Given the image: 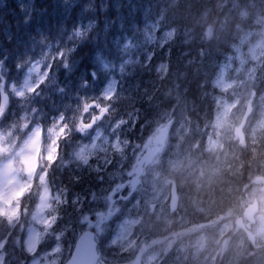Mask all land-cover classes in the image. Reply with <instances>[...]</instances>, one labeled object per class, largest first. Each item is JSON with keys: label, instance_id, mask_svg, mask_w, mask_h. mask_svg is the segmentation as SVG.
Listing matches in <instances>:
<instances>
[{"label": "rangeland", "instance_id": "1", "mask_svg": "<svg viewBox=\"0 0 264 264\" xmlns=\"http://www.w3.org/2000/svg\"><path fill=\"white\" fill-rule=\"evenodd\" d=\"M20 1H24V5L29 7V13L33 1ZM62 1L73 10L78 3L88 8L95 2ZM98 1L101 3V0ZM181 1L183 0L178 3L177 0H149L141 21H133L125 29L120 22L121 24L114 26L110 37L107 34L111 45L98 39L104 48L97 50L94 62L98 70L107 77L104 86L93 82L89 89L83 87L85 73L80 72V75L76 76L75 81L78 80V84L75 87L71 81L63 80V84L53 91L57 75L61 73H55L49 65L51 56H67L70 63L64 65L65 73L62 75L69 76L74 72L75 66L72 65L76 64L77 60L73 59L72 55L76 46L89 35V27L93 28L96 22L99 24L97 31L105 35L112 20L109 14L102 15L101 21L93 18L96 22L92 24L87 15V25L77 21L70 29L63 30L56 40H46L44 37L42 49L38 47V54L35 56H30L31 50L27 47L21 51L23 53L11 48L13 57L16 55L18 60H24L26 64L17 79L9 83L0 81V111L3 113L0 115V208L15 213L17 210L12 201L16 193L21 190L26 178L37 175L41 190L35 205L28 211L30 214L27 218H30L31 224L25 239V247H34L36 253L35 256H29L27 264L33 261L35 264H63L69 254V240L61 236L53 243V237H48L45 232L50 229L52 220H49V217L52 207L48 200L49 190L45 174H35L34 171L37 150L43 155L42 165L44 161L54 160L55 155L60 156L56 164L61 161L87 164L88 158L97 153V150L101 153L107 146L117 143L115 140L119 137L118 133L121 129L124 132V125L130 121L128 117L131 108L128 114L124 115L122 112H127V108L139 99L148 104L145 108L150 127H136L135 131H132L134 133L131 132L134 137L131 141L128 166L124 169L118 168L115 173L109 172L107 176L110 184L103 197L99 198L92 192L84 201V206L82 200L73 198V209L77 213L81 212L83 207L85 210L78 220L81 228L94 229L100 236L109 229L112 230L104 240L99 236L97 239L104 246L105 257L114 264L123 263V255L129 253L130 225L131 232L132 228L137 226L142 235L149 237L138 240L140 242L131 238V259L142 245H148L141 264H161L159 258L150 257L168 244L172 245V251L162 264H216V260L213 261L211 256L207 260L204 257L208 253L207 247L214 250L212 245L217 243L218 237L208 240L210 237L206 238L207 234L198 235L202 226L210 225L214 230H217L218 225L225 224L224 228L229 226L230 223L225 221L227 216L238 210L239 197L232 203L231 209L226 210L216 205L217 200L223 198L229 181L232 182L231 176L236 175L233 170L237 169V153L231 152V146L236 145L233 140H239L243 135L247 137L246 145L264 141V38L259 34L260 29L264 28V0H216L215 13L218 14L214 16L212 39L205 38L203 49L196 47L195 52H191V56L200 57L202 54L206 67L215 65L209 70L210 78L214 81L211 84L213 89L210 99L213 100L215 109L212 120L207 123V131L202 129L201 137L193 141L190 140L189 125L184 122L185 109L182 106H186L183 100L186 81L183 83V74L177 62L168 64L163 61L156 66L157 71L153 70L155 77L167 78L166 89H170L168 94L163 95L166 89L159 92L146 89L140 91L144 93V99L133 98L131 91L138 90L126 84L118 91L122 99L116 103L112 99L114 84L119 78L127 75L131 66L134 65L135 69L149 62L148 43L153 37L155 39L150 42L151 48L160 49L162 44L172 42L175 33H171L168 26L170 19L165 17ZM210 2L211 0H208V3ZM188 3L184 6L188 7ZM242 12L250 13V17L242 19ZM79 14L81 15L80 12ZM181 14L189 23L188 32L184 34L187 39L183 42L188 45L199 41L201 27L207 18L203 9L201 8V17L189 18L187 11ZM212 15L213 12L210 11V16ZM225 36L231 40L232 45L230 49L225 50L228 52L223 57V50L219 49V45L227 43L221 41ZM17 40L19 41L18 38ZM177 54L173 52L175 57ZM210 55L214 58L209 59ZM182 56L188 58L181 55L179 61ZM166 68L171 69L166 71ZM253 88L255 96L251 95ZM168 96L171 99L166 102L165 109H149L156 108L162 102L161 98ZM71 121L74 122L72 127ZM40 122L45 127L42 138H39ZM125 128L126 132H129L127 126ZM141 132L143 136L139 137ZM75 133L77 138L71 145L70 153L58 155V143L61 138L67 139ZM64 134L66 136L63 137ZM183 134H186L185 139ZM231 142L232 144H229ZM261 144L264 155V142ZM122 163H125V160H122ZM51 167L59 170L57 166ZM123 182L128 183L126 188L119 184ZM172 185L176 186L178 198L176 210L171 208L170 202ZM117 188H120V194L128 196L127 200L122 196H119L120 199L112 196L113 190ZM228 197L229 194L223 201L229 205ZM121 213L122 217H119L118 214ZM216 218L221 220L215 226ZM1 219L2 217L0 222ZM46 224L48 227L45 229ZM55 224L51 223V228ZM182 229L184 232L177 235ZM208 230L201 231L209 233ZM172 232H176L174 237L169 236ZM234 232L235 230L233 235ZM2 234L0 225V242L5 245L6 238L2 239ZM165 236L169 238L166 239ZM112 240L116 243L112 244ZM230 240L226 239L227 244ZM57 243L62 245V250L60 253H53L51 250ZM201 244L205 245V249L197 254ZM189 249H192L193 257L188 255ZM1 252L3 253V248L0 249ZM212 254L215 255V251Z\"/></svg>", "mask_w": 264, "mask_h": 264}, {"label": "trees", "instance_id": "2", "mask_svg": "<svg viewBox=\"0 0 264 264\" xmlns=\"http://www.w3.org/2000/svg\"><path fill=\"white\" fill-rule=\"evenodd\" d=\"M35 1L36 0H34V2ZM38 1L40 4L38 2L37 4H34L35 6L33 5V11L31 12V16L28 21L26 23L20 24L14 22L13 16L15 13H11L9 11V6H12L9 0H7V3L9 4L8 6H0V25H8L9 30L13 34L9 39H5V37L3 38L1 33L2 31L0 30V79H4L5 81L9 82L15 80L22 74L25 68V64L21 63L20 60L17 59L16 55L13 57L11 54L10 50L12 47L8 41L10 42L13 38H18L19 42L23 43V47L17 48L15 50H18L20 53L24 50V47H27L31 50L30 56L37 55L38 47L42 49L43 46L42 39L36 34V29L38 26L37 23H40L42 26H44L46 33L50 35H59L61 29L60 23L65 17L64 14L59 13L60 11H66V14H68V11L70 12V9H72L70 8V5H67L66 3L62 5L61 9V0ZM52 1H56V8H54V3L52 4ZM147 2L148 0H101L100 3L98 0H95V2H92L90 6L83 11H81L82 6L79 3L77 4V7H74L75 10L72 9V11L75 12L74 14H79L80 12L84 19L87 15H89V18L98 19V21L102 20V15L104 14L111 15L112 20L109 24L110 28L107 30L105 35L103 33L101 35L105 40L100 39L104 44L107 43L111 45L108 35L110 37L114 26L122 23L123 28H126L127 26L131 25L133 21H141ZM186 2H189L188 7L184 6ZM202 5H204V7H202ZM216 5V0H211L210 3H208V0H183L177 6L173 7L165 17V19H170L168 23L169 28L172 29L175 27L177 29L175 36H173L172 39L181 37L188 32L187 29L189 27V23H187L186 18H184L182 14L180 15V13L187 11L189 18L201 17L202 8L204 14L207 16L203 26L201 27V35L199 36V43L201 44L199 48L203 49V44L205 41V29L209 26L213 28L215 20L214 16L218 14L215 13L217 10ZM117 7L119 9H117ZM117 11L121 12L120 17H117ZM210 11L213 12L212 16H210ZM179 17L181 18L179 19ZM95 22L96 21H92V23ZM98 26L99 24L96 22V25L89 32V35L84 41L79 43L76 50L74 51L72 58H76L77 62L76 64L72 65V67L75 66V70L69 76H63L62 74L65 73L64 65L69 64L70 59L68 60L67 56L63 58L51 56L49 67H52V70L55 73H61L57 76L56 86L53 88V91L56 90L57 87L59 88V85L63 84V80L72 79L75 81L76 76L80 72L85 73L84 78L86 81H91L92 79L99 84H104L105 77L103 74L97 73V67L94 62L97 52L95 47L98 46V49L104 48L103 44L98 42L99 38H97V34L95 33V30L98 29ZM51 27H55L57 29V33L49 31ZM158 44L160 45L159 41ZM166 47H170V43L162 44L160 49L157 48L159 51L153 48L148 54L149 56H152V58L156 56L159 57ZM176 47H179V53L181 55L188 57L187 59L183 58V56L180 58V71L183 74V83L186 81V88L184 89L183 97L186 101L187 108L189 109V115L191 114L194 118H198L200 112L194 111V109H190L189 107L193 105L197 109L202 103L206 105L211 115V102L208 99L206 91L208 88H211L209 82L210 76L208 78L206 77V79L196 76L199 72L204 71V68H206V63L203 60V56H191V52H195V48L198 47L197 42H191L188 45H186V43H182L181 46H173L174 49H176ZM144 64L145 61L142 62V65ZM151 66L152 60H150L144 66L132 69L131 75L125 79L126 84L131 85L132 89H136L138 91L151 89L153 92H159L166 89L167 78L165 76H157L158 78L155 77ZM192 69L196 70L197 73H195ZM93 75H95V77ZM201 76H206L205 72ZM161 99L162 102L160 105H165L167 101L163 97ZM146 103V101L139 99L134 103V105L127 108V111H130L131 108L130 115L133 118L134 123L136 121L135 127H139V122L145 121L144 118L146 119ZM160 105H158V108H161ZM134 123L132 127L134 126ZM142 125H145V123ZM129 133V136L122 137L125 150L122 151L121 156H119L117 153L121 146L119 143L118 147L109 153L97 156L93 155L87 164L67 165L66 162H63L62 164H55L59 170L54 167H50L46 171V184L50 190L51 203L55 206L53 209L54 212L51 214V220L53 221L52 218L56 217V224L53 228L46 230V235H48V237H53V243L58 240L57 237L60 238L61 236H64L65 240H69L68 250H70L69 246L72 247L73 241L80 232L81 226L78 221L79 217L85 213L83 207V210L79 212L80 215L78 217L74 216L76 213H74L73 207L71 206L72 198H79L82 200V206H84V201H86L87 197H89L92 192L96 191L99 194L103 193L99 190V184L103 181L108 182L109 179L107 177V172H113L116 167L124 169L128 166L127 161L130 150L127 147L129 146V141L131 139V130ZM59 153H62L63 155V146ZM122 160H125V163H122ZM37 191L38 185L35 181H33L29 189L25 190L24 193L19 197V207L16 211L19 213V216L17 220H15V218L13 219L11 225L7 223L5 218L1 219L0 225L3 230V234L6 237L7 243L4 245V247L8 254H6V258L9 260V264L27 263L28 256L24 251V238L29 225V219L27 216L29 214L28 211L31 210L33 202L36 198ZM61 233H63V235H61ZM15 238L17 240H15Z\"/></svg>", "mask_w": 264, "mask_h": 264}, {"label": "clouds", "instance_id": "3", "mask_svg": "<svg viewBox=\"0 0 264 264\" xmlns=\"http://www.w3.org/2000/svg\"><path fill=\"white\" fill-rule=\"evenodd\" d=\"M179 0H177V3ZM250 17V13L242 12L241 18L248 19ZM255 23V21H253ZM239 27V25H238ZM177 29L173 27L171 29V33H175ZM259 34L262 38H264V28H261ZM204 36L207 40L212 39V28L209 26L205 29ZM255 89H252L251 95L255 96ZM249 111L251 109L249 108ZM2 111H0V115H2ZM66 127V126H65ZM83 131V129H80ZM242 146L243 141H241ZM253 157L255 158V150L253 149ZM261 164L264 165V160L261 161ZM31 178V177H29ZM16 207H19L17 202ZM19 213H9L6 209L0 208V217L5 218L9 225L12 224L14 218L18 219ZM236 216V229L234 235H238V242L235 247L229 249L227 241L225 244L221 246L218 250L210 249L208 253L205 255L204 259L207 260L209 256H211L212 260L215 261L217 256L223 258L226 254L234 255L236 258L241 260H251L253 264H264V171H262L261 177L257 178L255 176L251 177L249 183L245 185V190L243 196L240 198V202L238 205V210L235 213ZM53 223H55L56 217H53ZM52 225H49L51 228ZM63 235V233H61ZM59 239V237H57ZM231 239V237H229ZM112 244H115L116 241L112 240ZM135 241L132 242L134 244ZM156 243V241H153ZM132 245H128L131 247ZM4 248V243L0 242V249ZM205 245L201 244L200 248L197 249V254L199 252L204 251ZM62 250V245L57 243L53 249L51 250L53 253H60ZM145 249H141L144 251ZM24 251L29 256H35L36 249L34 247L28 246L24 249ZM172 251V245L168 244L164 246L159 251H156L150 258L157 259L162 262L168 257L170 252ZM213 251H215V255H213ZM75 253L73 256L66 261V264H72V260L74 259ZM0 264H3V256H0ZM31 264H35V261L31 262Z\"/></svg>", "mask_w": 264, "mask_h": 264}, {"label": "bare ground", "instance_id": "4", "mask_svg": "<svg viewBox=\"0 0 264 264\" xmlns=\"http://www.w3.org/2000/svg\"><path fill=\"white\" fill-rule=\"evenodd\" d=\"M10 3L12 4V6H9V11L11 13H15L14 14V22L15 23H26L28 21V19L30 18L31 16V12L33 11V7L35 6L34 4H37L39 1L36 0L34 2V0H31V2L33 1V4H32V9L31 11L28 13V10L25 2L24 1H20V0H9ZM102 1H112V0H102ZM115 1V0H113ZM54 3V8H56V1L53 2L52 1V4ZM40 4V2H39ZM60 4H61V9H62V5H64L65 3L61 0L60 1ZM1 5H4V6H8L9 4L7 3V0H0V6ZM34 5V6H33ZM75 12H72V11H68V14H66V11H60L59 14H64L65 17L62 19V22L60 23L61 25V29H60V33L63 31V30H68L72 27L73 24H76L77 21L78 23L81 22V23H84L87 25L88 23V18H85L82 17L80 14H74ZM116 15L117 17H120L121 16V12L120 11H117L116 12ZM66 23H69V24H66ZM38 26H37V29H36V34L38 35V37H40L41 39H43L45 37L46 40H56L59 38V35H56V34H53V35H50L48 33L45 32L44 30V26H42L40 23H37ZM40 28V29H39ZM0 30L2 31V36L3 38L5 37V39L8 37V36H11L13 35L12 32L9 30V27L8 25H0ZM49 30V29H48ZM92 30L91 26L89 27V32ZM95 30V29H94ZM93 30V31H94ZM51 32H54V33H57V29L55 27H51V29L49 30ZM95 33L97 34V38L99 39H102V40H105L102 35V32L100 31H97V29L95 30ZM43 34V35H42ZM95 40V39H93ZM198 40V39H197ZM221 41H227L226 44H222V45H219V49L220 50H223L222 51V55L223 57L226 56L227 51H225L226 49H230L232 43H230V39L227 38V36H225L224 38L221 39ZM8 43H10V46L13 47L14 49H17V48H22L23 47V43L19 42L16 38H13L10 42L8 41ZM197 45L198 47L201 46V44L199 43V41H197ZM209 59L210 58H214V56L210 55L208 57ZM215 65L214 64H211L210 66H207L206 68H204V71L202 72H199L196 76L197 77H200V78H205L206 77L208 78L210 76V72L209 70L211 68H213ZM196 67V66H195ZM195 73L196 70L192 69ZM205 72V75L206 76H201L203 73ZM169 88L166 89V91L164 92L163 95H166L169 93ZM207 93H211L212 92V89L211 88H208L207 90ZM131 97L133 98H141V99H144L145 95L144 93L138 91V92H135V91H131ZM167 102L171 99L170 96H168L167 98L163 97ZM183 100H185L183 98ZM148 106V104H147ZM161 109H165V105H160ZM153 107H150L149 109L151 110ZM182 108L185 109L184 111V122L189 125V130H190V140L193 141L194 139H198L201 137L202 135V129L205 131H207V129L209 128L207 126V123L212 120L211 117H210V111L207 109L206 105L205 104H201L199 108H195L193 105L191 107H189L190 109H194V111H199V117L198 118H194L191 114L189 115V109L187 108V106H182ZM146 109V108H145ZM145 121H140L139 122V125H142L143 123H145V126H148L150 125L149 124V118L146 116V119L144 118ZM131 137L133 138L134 136L131 135ZM264 141H261L259 146H260V160L259 162L257 161H252L247 155H243L240 157V161H238L236 163V170H233V173L236 174L234 176H231V180L232 182L229 181V186L230 188H227L224 192V196L222 199H218L217 200V203L216 205H220L221 207H224L226 210L230 209V207L232 206V203L235 202L236 198H237V190H236V185L240 182H245V176L242 174V172L244 171V174L247 175L249 170H252L254 171L256 168H259V167H264V165L261 164V161L264 160V155L262 153V144ZM229 194V197H228V200H229V205L226 201H223L224 197H226L227 195ZM181 232H184V229L180 230L177 232V235ZM216 233H211L210 234V238L211 240H214L215 237H216ZM234 239H236L235 236H230ZM213 246V245H212ZM229 249H231L229 247ZM240 264H253V261L251 260H241L240 261Z\"/></svg>", "mask_w": 264, "mask_h": 264}, {"label": "water", "instance_id": "5", "mask_svg": "<svg viewBox=\"0 0 264 264\" xmlns=\"http://www.w3.org/2000/svg\"><path fill=\"white\" fill-rule=\"evenodd\" d=\"M174 191L175 188L173 187L172 195L174 194ZM172 200L173 204L175 205L174 196L172 197ZM73 253H75V256L72 260V264H96L99 256L97 253V242L95 240V233L92 230L83 231V233L77 239L74 249L69 258L73 256ZM64 264H66V262Z\"/></svg>", "mask_w": 264, "mask_h": 264}, {"label": "flooded vegetation", "instance_id": "6", "mask_svg": "<svg viewBox=\"0 0 264 264\" xmlns=\"http://www.w3.org/2000/svg\"><path fill=\"white\" fill-rule=\"evenodd\" d=\"M242 141V140H241ZM240 141V142H241ZM254 148H252V150L254 149V150H256V145H254L253 146ZM256 158H258V153L256 154V156H255V158L254 159H252L251 157H250V159L252 160V161H257L256 160ZM261 171V167H259V168H256L254 171H252V170H249V172H248V174L247 175H245V180L248 178V177H253V176H255V177H257L258 176V174H259V172ZM250 178H248V180H250ZM245 185H247V184H243V183H238L237 185H236V190H237V198L239 197V198H241L242 196H243V194H244V190H245ZM235 219H236V216L235 215H228L227 216V222H229L230 223V225H229V229L227 230L228 232H231V231H233V230H235L236 229V225H235ZM130 237H131V228H130ZM238 235H237V237H236V241L238 242ZM224 242H225V240H222L221 242H220V247L221 246H223L224 245ZM218 260H219V263L220 264H236L235 263V261L234 260H231L230 258H228L227 256H224L223 258H221L220 256L218 257Z\"/></svg>", "mask_w": 264, "mask_h": 264}]
</instances>
